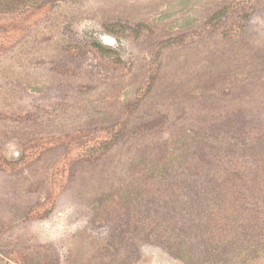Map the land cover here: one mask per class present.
Listing matches in <instances>:
<instances>
[{"label":"rangeland","instance_id":"1","mask_svg":"<svg viewBox=\"0 0 264 264\" xmlns=\"http://www.w3.org/2000/svg\"><path fill=\"white\" fill-rule=\"evenodd\" d=\"M262 230L264 0L0 20V264H244Z\"/></svg>","mask_w":264,"mask_h":264},{"label":"trees","instance_id":"2","mask_svg":"<svg viewBox=\"0 0 264 264\" xmlns=\"http://www.w3.org/2000/svg\"><path fill=\"white\" fill-rule=\"evenodd\" d=\"M58 0H0V20H8L11 23L25 17L26 14L39 11L49 3H54ZM97 49L102 50V46L94 44ZM235 190V189H234ZM233 191V190H232ZM236 191V190H235ZM229 192V191H227ZM229 201L224 205V209L219 214H213L215 224L217 225L216 236H224L226 231L224 226L229 223H238L243 212L240 211V206L236 204L238 198L235 196L229 197ZM246 211V210H245ZM249 210L246 211L248 213ZM238 227L236 225L228 226L232 232L236 233ZM225 231V232H224ZM259 242H247L241 248L236 250L237 257L240 255L244 260V264H264V231H260L258 235ZM257 243V244H256Z\"/></svg>","mask_w":264,"mask_h":264}]
</instances>
